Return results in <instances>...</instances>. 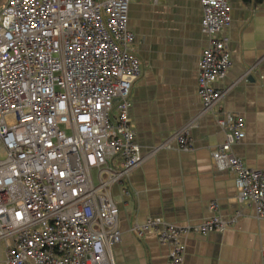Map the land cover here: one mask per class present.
Returning a JSON list of instances; mask_svg holds the SVG:
<instances>
[{
  "label": "built area",
  "instance_id": "2783aa9c",
  "mask_svg": "<svg viewBox=\"0 0 264 264\" xmlns=\"http://www.w3.org/2000/svg\"><path fill=\"white\" fill-rule=\"evenodd\" d=\"M132 0H4L0 4V240L4 264H114L118 208L111 189L145 158L130 116L131 85L142 73L128 29ZM206 36L197 71L204 112L225 91L214 83L232 66L225 29L228 0H199ZM224 141L211 151L219 169L236 176L241 203L264 219V170L247 167L232 151L245 120L217 116ZM194 124L158 148L192 149ZM216 210V205L211 204ZM213 214L196 225L157 218L135 223L169 247L168 264H182L183 235H206L232 224ZM264 264V248L262 251Z\"/></svg>",
  "mask_w": 264,
  "mask_h": 264
},
{
  "label": "crops",
  "instance_id": "0c3cea01",
  "mask_svg": "<svg viewBox=\"0 0 264 264\" xmlns=\"http://www.w3.org/2000/svg\"><path fill=\"white\" fill-rule=\"evenodd\" d=\"M231 23L225 29L232 66L214 83L226 90L213 112H204L197 92L198 61L206 45L201 32L199 0H132L128 29L132 48L142 63L131 85L130 116L135 141L145 155L127 183L111 189L118 208L119 243L112 247L114 264H168L169 247L152 232L140 239L135 223L157 218L177 225H196L220 215L226 228L206 235L187 234L182 264H263L264 219L238 199L236 176L219 169L211 151L225 139L216 118L224 112L245 120V137L232 147L243 163L264 170V0H228ZM194 124L192 149L158 148L175 131ZM216 210L211 209V204ZM6 241L0 240V264Z\"/></svg>",
  "mask_w": 264,
  "mask_h": 264
},
{
  "label": "water",
  "instance_id": "95a60500",
  "mask_svg": "<svg viewBox=\"0 0 264 264\" xmlns=\"http://www.w3.org/2000/svg\"><path fill=\"white\" fill-rule=\"evenodd\" d=\"M4 0H0V4L3 2Z\"/></svg>",
  "mask_w": 264,
  "mask_h": 264
}]
</instances>
